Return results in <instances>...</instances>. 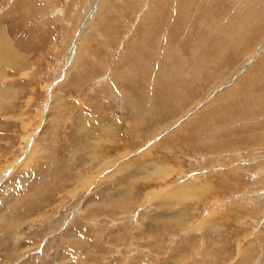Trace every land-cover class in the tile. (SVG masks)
I'll return each mask as SVG.
<instances>
[{"label":"rangeland","instance_id":"1","mask_svg":"<svg viewBox=\"0 0 264 264\" xmlns=\"http://www.w3.org/2000/svg\"><path fill=\"white\" fill-rule=\"evenodd\" d=\"M263 67L264 0H0V264H264Z\"/></svg>","mask_w":264,"mask_h":264},{"label":"bare ground","instance_id":"2","mask_svg":"<svg viewBox=\"0 0 264 264\" xmlns=\"http://www.w3.org/2000/svg\"><path fill=\"white\" fill-rule=\"evenodd\" d=\"M258 26H260L259 24H258ZM184 29V28H183ZM249 29V28H248ZM180 30V28H177V26L175 27V30L173 31V32H171V33H169L168 34V36H169V41H171V45L173 44V40H174V38H175V36H176V33L178 32ZM251 30V29H250ZM185 31V30H184ZM181 34V33H180ZM182 42H184V41H182ZM182 46V45H181ZM264 68V67H263ZM259 78V77H258ZM174 86V85H173ZM239 86H240V81H238L236 84H234L233 86H231L229 89H227L226 91H224V92H222L219 96H217V99L216 100H220V98H225V97H231L233 94H234V92L239 88ZM178 90V89H177ZM177 90H176V92H177ZM180 96H181V99H183V101L185 100V98H184V93H180ZM161 102V101H160ZM159 102V103H160ZM211 109V108H210ZM210 109H206V111H208V110H210ZM219 113V112H218ZM210 114V113H209ZM220 115H219V117H216V119H219V118H221V117H223V116H228L229 114L228 113H226V114H222V113H219ZM156 116H160V115H156ZM157 118V117H156ZM210 118V116L209 117H206L205 118V120H208ZM158 119V118H157ZM228 119L229 120H231V121H233L232 120V118L230 117V115L228 116ZM147 127H148V124H147ZM197 127V126H196ZM217 130V127H214L212 124H204L203 125V127H201L200 128V130L201 131H203V132H208V130H211V131H214V130ZM219 129H221V128H219ZM224 130V128L222 127V133H221V135H227V136H230V134H231V132H227V131H223ZM183 132V131H182ZM239 133V132H238ZM185 136H189V137H194L195 135H194V133H193V131H188L187 132V134H185ZM176 137V136H175ZM250 138V137H249ZM174 139V138H173ZM170 140H172V139H170ZM247 140V139H246ZM249 143V141H244V145L246 146V144H248ZM254 143V142H253ZM240 146H241V144H240V142L238 143ZM229 145V143H221V144H219V146H228ZM248 147V146H247Z\"/></svg>","mask_w":264,"mask_h":264}]
</instances>
